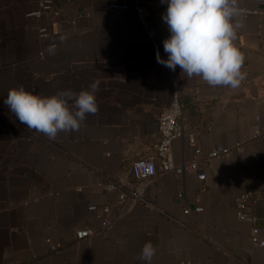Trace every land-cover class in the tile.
I'll list each match as a JSON object with an SVG mask.
<instances>
[{"label": "crops", "instance_id": "0c3cea01", "mask_svg": "<svg viewBox=\"0 0 264 264\" xmlns=\"http://www.w3.org/2000/svg\"><path fill=\"white\" fill-rule=\"evenodd\" d=\"M42 4L49 10L30 17ZM238 5L248 11L233 20L241 24L234 44L246 75L232 89L157 62V52L167 58L169 35L160 0H0V264H144L148 241L152 264H264V247L249 241L250 225L235 210V199L252 189L264 240V0ZM94 81L98 112L54 140L3 103L10 88L50 96L90 90ZM175 87L185 134H195L201 153L177 138L172 157L176 166L198 161V171L158 174L143 188L149 204L120 207L118 192L105 186L131 183L130 162L151 155ZM214 148L228 152L205 161ZM106 205L109 227L77 241V229L99 225L88 208ZM195 208L201 212L184 213Z\"/></svg>", "mask_w": 264, "mask_h": 264}, {"label": "clouds", "instance_id": "9594fccd", "mask_svg": "<svg viewBox=\"0 0 264 264\" xmlns=\"http://www.w3.org/2000/svg\"><path fill=\"white\" fill-rule=\"evenodd\" d=\"M166 5L162 20L169 35L163 40L164 59L159 52L156 60L175 72L177 66L188 78L198 76L209 86H227L235 89L245 78L241 71L244 55L235 46L236 29L233 23L241 16L238 0H160ZM60 41L67 39L61 35ZM56 44L47 48L50 55ZM99 81L89 85L90 90L78 93L61 90L57 94L41 96L23 86L10 88L3 103L23 125L56 139L60 132H75L89 114L98 112L96 92ZM156 248L151 241L141 248L139 259L152 264Z\"/></svg>", "mask_w": 264, "mask_h": 264}, {"label": "built area", "instance_id": "2783aa9c", "mask_svg": "<svg viewBox=\"0 0 264 264\" xmlns=\"http://www.w3.org/2000/svg\"><path fill=\"white\" fill-rule=\"evenodd\" d=\"M114 10L126 9V5L111 4L109 6ZM49 10L47 5L42 4L38 11L29 14L30 17L39 19L42 11ZM138 12L143 15V9L139 8ZM248 11L241 10V14H247ZM40 38H48L49 31L45 27H40L38 30ZM184 113V105L182 102L181 92L175 87L172 93V101L170 106L159 116L157 121L159 138L154 142L150 149L151 155L147 157H140L133 159L129 164V172L131 175V183L123 184L116 181H110L106 184L105 190L118 192V204L120 207L134 204L144 203L149 204V200L145 197L143 188L144 185L152 180L158 174L174 173L182 175L187 171H198V161H194L182 166H176L171 153V143L177 138L186 139L190 145L194 147V153L199 156L200 148L196 145V136L193 133L185 134L182 120ZM257 124L254 128V139L261 137L260 128L258 125L259 118H256ZM228 152L224 148L212 149L205 161L218 158ZM198 180L203 181L205 174L199 172ZM180 196V195H179ZM254 193L252 189H246L235 199V210L237 218L242 222H247L250 225V239L249 241L254 245L264 247V240L259 237V227L257 225L258 217L254 213ZM89 211H98L100 222L96 228H79L75 231V239L77 241L85 240L90 236L106 229L110 225V206H102L97 208L90 206ZM200 213L201 208L184 210V213Z\"/></svg>", "mask_w": 264, "mask_h": 264}]
</instances>
